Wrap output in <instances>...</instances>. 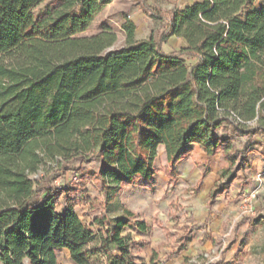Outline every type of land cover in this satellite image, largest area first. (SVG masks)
I'll return each mask as SVG.
<instances>
[{
    "label": "trees",
    "instance_id": "obj_1",
    "mask_svg": "<svg viewBox=\"0 0 264 264\" xmlns=\"http://www.w3.org/2000/svg\"><path fill=\"white\" fill-rule=\"evenodd\" d=\"M113 1L51 0L36 14L46 0H0V264H59L63 251L71 264H147L128 232L145 223L126 207L111 218L108 207L123 187L151 185L159 148L172 177L193 145L208 159L222 153L229 168L213 202L251 169L252 141L264 139V22L241 17L251 0L170 11L141 0L158 39L136 40L125 17L120 48L112 28L84 36ZM173 37L186 46L164 52ZM58 158L96 162L97 233L73 206L58 211L64 191L39 199L31 176Z\"/></svg>",
    "mask_w": 264,
    "mask_h": 264
},
{
    "label": "rangeland",
    "instance_id": "obj_2",
    "mask_svg": "<svg viewBox=\"0 0 264 264\" xmlns=\"http://www.w3.org/2000/svg\"><path fill=\"white\" fill-rule=\"evenodd\" d=\"M51 0L38 7L36 14L46 9ZM155 4H172L169 0H149ZM141 0H114L96 18L84 36L101 33L112 28L118 42L114 48L125 45L123 31L125 17L136 25V40L158 39L159 31L153 22L139 9ZM241 17L247 21L264 22V0H251L243 9ZM183 43L170 39L164 46L166 53L179 51ZM192 60L189 63L192 64ZM252 141L249 158L251 169L239 173L226 192L212 202L214 188L223 181L222 172L229 168L222 153L208 159L202 149L195 148L176 167V176H170V167L165 149L160 147L156 160L158 174L151 185L125 186L117 200L108 207L109 217L122 213V208L131 210L136 218L143 221L146 231L130 230L139 242L133 251L135 257L147 264H177L183 260L182 254L169 259L182 244L183 237L190 234L189 243L182 264H264V169L260 162L264 159L258 142ZM257 142V144H255ZM264 152V151H263ZM97 171L95 161H64L56 159L44 164L39 172L31 176L38 185V197L54 191L65 193L58 199V211L66 204L75 208L76 213L90 230L97 233L100 227L94 221L105 208V198L98 191L90 173ZM256 178L260 186L248 191L249 181ZM183 253V252H182ZM59 264H71L67 251L58 254Z\"/></svg>",
    "mask_w": 264,
    "mask_h": 264
},
{
    "label": "crops",
    "instance_id": "obj_3",
    "mask_svg": "<svg viewBox=\"0 0 264 264\" xmlns=\"http://www.w3.org/2000/svg\"><path fill=\"white\" fill-rule=\"evenodd\" d=\"M169 1H171L172 2V4H163V3H161V4H155V1H153V3H150V2H152V1H149L148 0V3L151 5V6H155V7H158V8H160V9H162L163 11H170V10H182V9H184V8H186V7H188V6H191V5H193V4H195V3H197V2H199V1H201V0H169ZM143 12V11H142ZM171 39H176V40H179L181 43H183V47H185L186 46V42L184 41V40H180V39H178V38H175V37H173V38H171ZM257 143V142H256ZM258 144L261 146L260 147V149L261 148H263V149H261V152L262 153H264L263 151H264V140H260V142H258ZM199 146H197V145H193V146H191V152H192V150H194L195 148H198ZM260 167L262 168V169H264V159H263V161H261L260 162V165H259V169H260ZM249 186L247 187V189H248V191L247 192H249V191H252L253 190V188H257L258 186H260L261 184H260V181L259 180H257L256 178H254L253 179V183L251 182V181H249ZM261 195H262V197H264V188L261 190ZM117 200V199H116ZM115 200V201H116ZM121 214L122 213H120L119 215H116L115 217H111V218H117V217H119V216H121ZM136 218V217H135ZM134 218V219H135ZM134 221H137V220H134ZM129 232V231H128ZM192 242H193V240L191 241V245H192ZM183 256V260H178V262H177V264H182L183 262H184V260H185V258H188L189 257V255L188 254H186V251H184L183 253H181Z\"/></svg>",
    "mask_w": 264,
    "mask_h": 264
}]
</instances>
